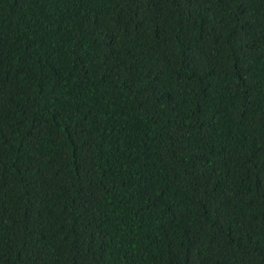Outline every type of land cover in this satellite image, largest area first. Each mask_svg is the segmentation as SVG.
<instances>
[{
	"label": "trees",
	"instance_id": "obj_1",
	"mask_svg": "<svg viewBox=\"0 0 264 264\" xmlns=\"http://www.w3.org/2000/svg\"><path fill=\"white\" fill-rule=\"evenodd\" d=\"M0 264H264V0H0Z\"/></svg>",
	"mask_w": 264,
	"mask_h": 264
}]
</instances>
